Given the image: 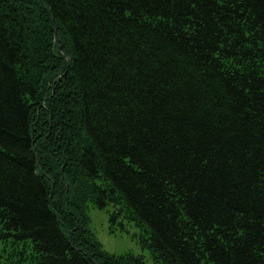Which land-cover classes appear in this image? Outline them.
Listing matches in <instances>:
<instances>
[{
    "label": "trees",
    "instance_id": "obj_1",
    "mask_svg": "<svg viewBox=\"0 0 264 264\" xmlns=\"http://www.w3.org/2000/svg\"><path fill=\"white\" fill-rule=\"evenodd\" d=\"M109 205L155 264H264V0H0V234L144 264Z\"/></svg>",
    "mask_w": 264,
    "mask_h": 264
},
{
    "label": "rangeland",
    "instance_id": "obj_2",
    "mask_svg": "<svg viewBox=\"0 0 264 264\" xmlns=\"http://www.w3.org/2000/svg\"><path fill=\"white\" fill-rule=\"evenodd\" d=\"M54 36L57 39L56 34ZM54 41L57 44L56 40ZM60 78L61 76H58L56 80ZM115 211L116 207L112 205L103 210L94 206L88 207L89 229L102 250L109 256L132 255L141 258L144 264H155L150 250L140 245L143 231L122 219L110 222V215ZM1 234L0 264H38L39 255L34 253L33 245L29 241L18 242L4 238L3 233Z\"/></svg>",
    "mask_w": 264,
    "mask_h": 264
},
{
    "label": "water",
    "instance_id": "obj_3",
    "mask_svg": "<svg viewBox=\"0 0 264 264\" xmlns=\"http://www.w3.org/2000/svg\"><path fill=\"white\" fill-rule=\"evenodd\" d=\"M55 40H56V42H58L57 39H55Z\"/></svg>",
    "mask_w": 264,
    "mask_h": 264
},
{
    "label": "bare ground",
    "instance_id": "obj_4",
    "mask_svg": "<svg viewBox=\"0 0 264 264\" xmlns=\"http://www.w3.org/2000/svg\"><path fill=\"white\" fill-rule=\"evenodd\" d=\"M58 41V40H57ZM57 44H58V42H57Z\"/></svg>",
    "mask_w": 264,
    "mask_h": 264
}]
</instances>
